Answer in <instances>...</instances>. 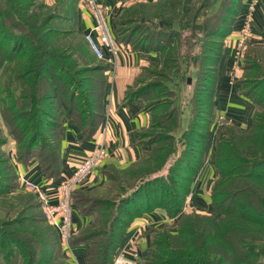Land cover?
<instances>
[{
	"label": "trees",
	"instance_id": "1",
	"mask_svg": "<svg viewBox=\"0 0 264 264\" xmlns=\"http://www.w3.org/2000/svg\"><path fill=\"white\" fill-rule=\"evenodd\" d=\"M168 1L134 2L132 7L136 9L132 11L139 16L138 20L132 18L136 24L129 28L131 39L120 35V43L165 57L163 52L175 43L174 34L171 30L159 29L143 17L153 16L150 9L159 5H163L159 10L161 16L172 15L173 8L165 5ZM59 5L56 8L62 13L55 14L44 1L0 0V67H5L6 71L12 67L9 77L14 87H7L6 93L0 91L1 113L18 143L19 161L27 163L37 159L42 171L52 178L60 174L62 119H73L86 139L98 129L104 113L106 70L110 65L96 57L78 30L80 0H61ZM242 5L243 0H234L228 8L230 22L221 23L216 35L224 37L231 33ZM121 12L116 17L118 34L124 22ZM55 19L61 23L53 26L50 23ZM142 27V37L133 43V36ZM216 44L202 52L200 63L205 72H210V85L207 90L205 86L200 90L195 112L190 115L187 132L181 140L187 148L181 154L174 143L167 149L155 148L139 164L110 174L107 186L120 179L122 182L139 179L120 194L122 206L95 195L107 186L90 192L79 188L72 192V202L95 217L92 225L70 240L76 244L90 242L88 264H113L130 221L157 207L164 208L172 216L180 215L178 230L176 233L155 231L143 264H261L260 258L264 257V111L261 113L256 109L253 124L247 130L230 123L223 124L218 130L214 148L218 175L211 188V202L221 216L183 213L192 181L205 161V145L213 122L218 61L225 50L223 39ZM192 52L190 55H194ZM182 57L180 50L175 60ZM41 83L47 88L42 89ZM241 84L244 93L257 106L264 104V75L242 77ZM148 86H130L122 104L140 97ZM53 100L59 103L55 106ZM150 115L149 125H155L153 118L156 116L152 112ZM167 118L176 122L172 114ZM146 131V128L140 130V140L153 146L157 137L154 132ZM150 135L154 137L149 141L143 139ZM2 143L6 142L1 138ZM168 154L174 156L173 162L166 173L157 174L169 159V156L166 159L163 156ZM5 162L8 160L0 159V165ZM4 169L0 167V199L3 194L7 195L0 200V205L5 204L0 206V219L3 218L0 220V254H3L0 264H15L20 260L22 264H51L55 254L63 259L61 264H69L63 256L58 233L47 218L37 212L25 213L26 210L35 211L40 204L24 202L25 196L8 197L14 193L16 175L11 166V172ZM121 175H126L127 179ZM11 213H15L13 218H4ZM25 239L27 243H34L32 247L36 248L32 250L37 254L24 246ZM13 255L15 260L11 258Z\"/></svg>",
	"mask_w": 264,
	"mask_h": 264
},
{
	"label": "crops",
	"instance_id": "2",
	"mask_svg": "<svg viewBox=\"0 0 264 264\" xmlns=\"http://www.w3.org/2000/svg\"><path fill=\"white\" fill-rule=\"evenodd\" d=\"M156 2L160 0H103L109 12V19L114 30L116 17L126 4L133 2ZM245 1L233 23L230 34L224 39V49L219 57L217 77L214 92V116L209 136L205 145V161L199 172L195 175L189 189L187 199L183 206V213L198 212L215 214L218 216L211 202V188L217 178L214 163L215 139L219 128L224 123H230L235 127L247 130L253 124L254 113L257 105L254 100L246 95L242 89V76L232 78L230 72L235 67V50L239 30L242 25V14ZM80 23L78 30L85 36L92 28V18L79 5ZM93 34L96 36V32ZM119 54L108 62L111 55L106 52V62L109 68L106 70L105 93L103 99V118L96 132L90 138H84L73 119L64 117L60 126V174L56 178L48 177L42 171L37 159H31L27 163L18 165V174L27 180L38 183L49 190L55 198V187L60 181L71 174L79 162L99 146L107 150L106 156L101 160L96 171L82 186L81 191L90 192L101 190L108 185L110 174L114 171L130 169L135 164L144 160L150 150V145L140 140V130L148 126L150 114L144 109V101L140 98L122 104L127 89L132 86L142 68L150 61L156 59V52L130 50L122 46ZM264 50V0H259L253 14L250 36L244 49ZM240 71V75H242ZM188 93V92H187ZM223 115L224 120L219 121ZM188 123V122H187ZM186 121H181V129L186 127ZM94 214L83 211L80 206L74 204L75 234L92 225ZM180 215L172 216L164 208L157 207L154 211H148L132 219L126 228L121 243H126L128 250L139 254L137 264H143V260L151 248L153 234L157 230H167L176 233ZM57 231V230H56ZM58 233V232H57ZM59 237V236H58ZM90 242L71 243V248L63 247V254L72 264H88Z\"/></svg>",
	"mask_w": 264,
	"mask_h": 264
},
{
	"label": "rangeland",
	"instance_id": "3",
	"mask_svg": "<svg viewBox=\"0 0 264 264\" xmlns=\"http://www.w3.org/2000/svg\"><path fill=\"white\" fill-rule=\"evenodd\" d=\"M43 1L47 5L51 6V9L53 8L52 11L55 14L59 11L62 13L61 9L56 8V6H60L59 3L61 2V0H36V3H42ZM245 2H247V0ZM232 3L234 4V0H171V2L168 1L165 5L173 8L172 15L161 16L159 14V10L162 9L163 5H159L150 9L149 13L153 16L143 17L144 19H146V21L156 24L159 29L163 28L171 30L172 34H174L175 36V43L173 44V46H170L169 49L163 52V56L165 57H162L161 53L158 55V53L156 52V59L150 61L142 68L136 82L132 85V87H135L139 85L149 84V86L140 94L141 99L144 101V108H147L152 112L153 115L156 116L155 118H153V120L156 119L155 125L148 124V126L145 127L147 133L154 132V136L157 137V141L155 144H153V146H151V144L149 143H145L147 145H150V150L148 154H151L152 151L158 147L167 149L169 148L168 145L170 143H174L178 146V154H181L182 150L187 148L181 140H183L184 134L187 132L186 130L191 119L190 115L195 112V102L200 94V90L204 86L206 88L210 85V72H205V68H202L203 65H201L200 63V60L202 58V52L203 50L208 49L207 47L210 45L216 47L217 42L221 41L222 39L224 42V39L228 36L226 35L223 37L219 34L216 35L215 32L217 30V27L221 23L228 24L230 22V19L228 20L227 16L228 8L232 5ZM133 4L134 2L126 4L123 7L124 9L125 7L130 8H127L124 12H121V20L122 22H124L120 25V34H118L117 32V28H119V25L115 22L114 33L119 41L120 35L123 38L131 39L129 28L136 24L134 21H132V18H136V20H138L139 17L134 13L135 11H132L133 9H136L135 7H132ZM136 13L139 14V12ZM218 16L222 17L218 18ZM57 22H59V24L61 23L60 21H56L55 19L50 24L56 26ZM143 30L144 28L142 27V29H140L133 36V43H137L140 40V37H142V34L144 33ZM81 35L85 39V42H87L85 36L83 34ZM121 46L125 47V44H121ZM125 48L134 50L130 45L126 46ZM180 50H182V56H184L185 58L182 57V59L175 60ZM191 52L194 53V55H190ZM242 57V63L240 64L236 77L239 78L240 76H247L248 78H259L264 75V50H260L257 48L250 50L249 48H246L243 51ZM4 69L5 67H0V91L6 93L7 87H10V89L14 87L10 83L11 77H9L12 67L9 68L7 71ZM241 70H243L242 75H240ZM231 72L230 76L232 78H236L231 74ZM91 75L95 74L91 73ZM41 87L42 89L47 88L45 83H41ZM53 101L55 106L56 102L57 104L59 103L56 100ZM257 108L262 113L264 111V104H259ZM151 112L149 114H151ZM168 114L173 115L176 121L175 123L174 121L170 120V118H167ZM163 115H165V117H163ZM181 121H186L187 125L184 129H181ZM150 136L151 137H143V139L145 141H149L151 138L154 137L152 135ZM167 136L172 137V139H168ZM1 138L6 143L0 144V159L5 158L6 160H8V162L3 163V165H0V167H4V170H7V172H11V166L15 171L16 175V179L14 181L15 187L13 189L14 193H10L11 195L8 197L12 198V196H25L26 201L24 202L34 205L40 204V207L35 209V211L26 210L25 213L30 214L31 212H37V214L44 215L47 218L44 210L41 207L40 200L36 196V193L23 186L21 187L17 182V177H19L18 165L22 162L19 161V147L14 136L11 134L10 130L6 126L0 107V140ZM168 156V161L163 167H161L157 174L166 173L168 165L173 162L174 156H170L169 154L164 155L163 159H166V157ZM150 175L155 176L154 173H150ZM122 176L125 177L126 175H121V177ZM125 179L127 178L125 177ZM138 180L139 179H134L132 181L127 180L125 182H122V180L120 179L118 181H112L109 186L104 188L103 191H100L95 195H98V197L104 196L105 198H109L111 199V202H117V205L122 206L119 198L120 194L126 189H128L132 182H137ZM82 197L84 198L85 196ZM5 198H7V195L3 194L0 200L3 201ZM79 199L81 198L79 197ZM83 202L80 203L83 204ZM4 205L0 206L4 207ZM129 206L130 205H128V207ZM112 207H115V205L110 206V208ZM14 214L15 213H11L9 214V216L4 218L11 219L13 218L12 216ZM220 216L221 213H218L217 217ZM0 220H3V218H1ZM48 223L51 224L49 220ZM52 227L54 228V230H56L53 225ZM156 237H159V235L156 234ZM101 238L103 239L104 236L100 237V239ZM23 242L24 246L30 247L31 250L32 248H36L34 246L32 247L34 243H27L26 239L23 240ZM16 252H18V250H16ZM32 252L33 254H37L33 250ZM2 256L3 254H0V257ZM11 258L12 260H15L16 256L13 255ZM50 258L51 257H47L46 259ZM64 258L65 261H68L65 256ZM260 259L261 260L259 263L264 264V257ZM51 260L54 264H61L63 261V259H60L59 256H56V254L52 257ZM20 263L22 264L21 260L20 262H15V264ZM69 264L72 263L70 262Z\"/></svg>",
	"mask_w": 264,
	"mask_h": 264
},
{
	"label": "built area",
	"instance_id": "4",
	"mask_svg": "<svg viewBox=\"0 0 264 264\" xmlns=\"http://www.w3.org/2000/svg\"><path fill=\"white\" fill-rule=\"evenodd\" d=\"M258 1L259 0H247V2H245V9L242 14V26L237 38L236 63L231 72L234 77L237 76L238 69L242 63V54L250 36L253 14L256 10ZM80 2L83 9L86 10L93 21L91 26L92 29L85 34V38L91 50L96 57L101 60H106V52H109L111 58H109L108 62H112L113 57L122 50V46L112 28L109 12L105 3L103 0H80ZM94 31L96 32V36L93 34ZM218 120L223 121V115L219 116ZM106 154V148L104 146H99L83 158L73 172L64 177L55 187V195L57 196L55 199L49 190L41 187L38 183L27 180L25 177H21V175L17 177V182L21 187L23 186L36 193L48 220L56 228L64 248H71L70 240L76 230L73 219L74 203L71 199L72 192L82 186L83 183L95 173L96 168ZM138 259L139 254L136 251L128 250L127 244L122 243L116 250L113 264H137Z\"/></svg>",
	"mask_w": 264,
	"mask_h": 264
}]
</instances>
